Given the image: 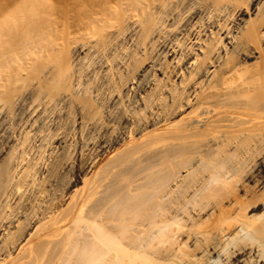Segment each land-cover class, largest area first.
Listing matches in <instances>:
<instances>
[{
    "label": "bare ground",
    "instance_id": "bare-ground-1",
    "mask_svg": "<svg viewBox=\"0 0 264 264\" xmlns=\"http://www.w3.org/2000/svg\"><path fill=\"white\" fill-rule=\"evenodd\" d=\"M0 264H264V0H0Z\"/></svg>",
    "mask_w": 264,
    "mask_h": 264
}]
</instances>
